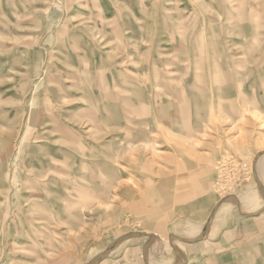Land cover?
Listing matches in <instances>:
<instances>
[{
    "label": "rangeland",
    "instance_id": "1",
    "mask_svg": "<svg viewBox=\"0 0 264 264\" xmlns=\"http://www.w3.org/2000/svg\"><path fill=\"white\" fill-rule=\"evenodd\" d=\"M263 155L264 0H0V264H264Z\"/></svg>",
    "mask_w": 264,
    "mask_h": 264
},
{
    "label": "crops",
    "instance_id": "2",
    "mask_svg": "<svg viewBox=\"0 0 264 264\" xmlns=\"http://www.w3.org/2000/svg\"><path fill=\"white\" fill-rule=\"evenodd\" d=\"M264 156V155H263ZM262 156V157H263ZM262 171L264 172V167H263V169H262ZM262 210H264V208L262 209ZM262 210H260V211H262ZM260 211H258V212H260ZM258 212H256V211H254V212H239V213H241V214H243V215H246V216H249V215H253V214H256V213H258ZM229 213V212H228ZM227 212H223V213H219V212H216L215 213V216L214 217H211V218H209L208 220V222L206 223V221L205 222H203L204 224H207L206 225V228H205V232H204V234H203V237H205L206 235H207V233L209 232V230H210V226H211V224H213V222H214V220L219 216V215H221V216H226L227 214H228ZM221 216H219V217H221ZM211 220V221H210ZM203 223H200L199 225H201V226H203ZM186 240V239H185ZM191 241H194V240H191ZM114 248V247H113ZM112 251V250H111Z\"/></svg>",
    "mask_w": 264,
    "mask_h": 264
},
{
    "label": "bare ground",
    "instance_id": "3",
    "mask_svg": "<svg viewBox=\"0 0 264 264\" xmlns=\"http://www.w3.org/2000/svg\"><path fill=\"white\" fill-rule=\"evenodd\" d=\"M261 161H264V156L262 157L261 156V158L259 159V162H261ZM262 163V162H261ZM264 165V164H263ZM263 169V168H262ZM262 171V170H261ZM263 193V192H262ZM232 200V199H231ZM231 200H230V198L229 199H227V200H225L223 203H222V206H221V209H225V208H227V207H229L230 206V204H231ZM233 201V200H232ZM262 207H264V205H262V204H259V203H257V205L255 206V208H253V210L254 211H257L258 209H261ZM217 211H215L214 213H216ZM211 221V220H210ZM209 223V222H208ZM207 225V224H206ZM117 245V244H116Z\"/></svg>",
    "mask_w": 264,
    "mask_h": 264
}]
</instances>
